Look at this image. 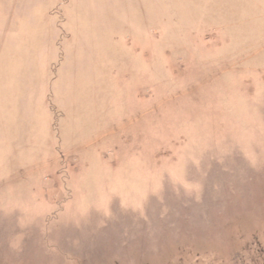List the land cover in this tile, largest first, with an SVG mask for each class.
Here are the masks:
<instances>
[{
    "label": "rangeland",
    "instance_id": "374dc122",
    "mask_svg": "<svg viewBox=\"0 0 264 264\" xmlns=\"http://www.w3.org/2000/svg\"><path fill=\"white\" fill-rule=\"evenodd\" d=\"M258 233L264 0H0V264H254Z\"/></svg>",
    "mask_w": 264,
    "mask_h": 264
},
{
    "label": "flooded vegetation",
    "instance_id": "af4514ba",
    "mask_svg": "<svg viewBox=\"0 0 264 264\" xmlns=\"http://www.w3.org/2000/svg\"><path fill=\"white\" fill-rule=\"evenodd\" d=\"M260 234L258 233V236H254L253 237V241H254V243H255V246H257V247H259V245L262 247V252L261 251H259V254H260V257H259V259H258V261H257V259H256V257L255 256H257V254H258V252H256L254 255L255 256H253L254 258H253V263L254 264H264V246H263V243H264V240H262V237H261V235L259 236ZM249 246V245H248ZM250 247V246H249ZM248 247V248H249ZM178 263L179 264H184L183 263V260H180V261H178ZM219 262H217V261H215V263H213V264H218ZM133 264H148L147 262H144V261H141V260H139V259H136V260H134V262H133ZM176 264V263H175ZM222 264H225L224 262H222ZM228 264H230V263H228Z\"/></svg>",
    "mask_w": 264,
    "mask_h": 264
}]
</instances>
